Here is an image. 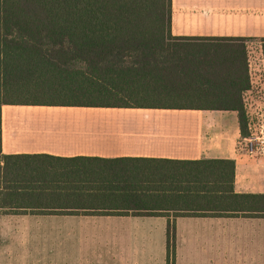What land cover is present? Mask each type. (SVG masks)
<instances>
[{"label":"trees","instance_id":"1","mask_svg":"<svg viewBox=\"0 0 264 264\" xmlns=\"http://www.w3.org/2000/svg\"><path fill=\"white\" fill-rule=\"evenodd\" d=\"M171 6L172 0H0V210L36 202L107 215L264 216V194L234 190L233 159L1 151L3 105L234 110L245 136L250 38L173 36ZM40 91L75 98H32ZM174 230L168 220L166 264H174Z\"/></svg>","mask_w":264,"mask_h":264},{"label":"crops","instance_id":"2","mask_svg":"<svg viewBox=\"0 0 264 264\" xmlns=\"http://www.w3.org/2000/svg\"><path fill=\"white\" fill-rule=\"evenodd\" d=\"M170 32L182 37H248L260 41L264 38V0H172ZM7 107L10 109L5 120ZM22 108L38 116L27 119L8 116ZM25 122L32 123L34 129L14 133V124ZM1 128L4 154L44 153L60 158L103 159H233L234 190L264 194V159L251 157L238 148L240 129L234 110L3 105ZM86 211L36 202L2 208L0 219L9 223L8 232L21 231L11 226L21 223L25 227L23 237L77 239L60 253L63 258L57 259L55 243L48 242L47 254L36 246L23 258L6 252L3 264H119L126 259L112 263L101 261L104 257H116V243H90L82 239L131 234L132 264H166L168 220L174 222L175 228L174 264L264 262V216H174L173 211L162 215L138 211L107 215Z\"/></svg>","mask_w":264,"mask_h":264},{"label":"rangeland","instance_id":"3","mask_svg":"<svg viewBox=\"0 0 264 264\" xmlns=\"http://www.w3.org/2000/svg\"><path fill=\"white\" fill-rule=\"evenodd\" d=\"M260 41L257 40H249L247 44L250 46L247 48V55L249 56L248 58L254 62V65L251 63L252 69L255 67V63L257 62L256 58L258 56V49L261 46L262 47V42L259 43ZM259 43V44H258ZM264 56V54H263ZM255 74H260L261 78L264 79V71H263V64H259V71L257 69L254 70ZM254 75V74H253ZM249 76V73H248ZM249 78V77H248ZM254 79V76H253ZM254 86H256V81L254 80L253 82ZM251 83L249 82V88H250ZM32 98L37 99V100H62V99H70V98H75L73 96H66L62 93L58 92H53V91H40L39 93L32 94ZM78 98H82L78 96ZM54 108V107H52ZM10 108H6L4 111V119L7 120L6 113L9 111ZM20 110V112L14 113V114H8L10 117H16L20 119H27V118H33L38 115H36L34 112H31L28 109ZM86 111H106V110H101V109H91V110H86ZM16 130L14 133L17 132H25L29 130H33L32 123H23V124H14L13 126ZM1 134H3L2 128H1ZM8 226L9 223H3V219H0V264H3V260L5 258L4 254L6 252H12L14 255L18 256H23L27 254L28 252L32 253L31 250L33 249V246H36L35 248L39 249L41 253H48L50 251V247L47 245L48 242H54L55 243V250L57 251L58 258H63L64 255H61L60 253H64L65 247L67 244L71 245L74 244L75 240L77 239H71V238H64V237H58L56 239H50V238H36V237H23V231L25 229L24 224L17 223L13 224V229L16 230L15 228L18 227V229H21V231H13V232H8ZM83 241H88V242H105V243H110L114 242L116 243L114 250H116V257L114 258H108L104 257L101 259L102 262H116L119 260L126 259V261H120L121 263L119 264H132V234L128 237H118V238H87V239H82ZM175 240V239H174ZM34 244V245H33ZM39 246L42 247L38 248ZM29 253V254H30ZM61 255V256H59ZM264 258V256H263ZM59 261V260H57ZM250 263L247 262V260L244 261H228L226 263L221 264H246ZM59 264V263H58ZM61 264V263H60ZM264 264V262H263Z\"/></svg>","mask_w":264,"mask_h":264},{"label":"built area","instance_id":"4","mask_svg":"<svg viewBox=\"0 0 264 264\" xmlns=\"http://www.w3.org/2000/svg\"><path fill=\"white\" fill-rule=\"evenodd\" d=\"M258 52L256 60L259 63H255L253 69L251 63L254 65V62L247 58L249 82L251 85L250 88L244 91L242 96L247 134L239 137L237 146L251 157L264 159V79L261 78L260 74H255L254 72L255 69L259 71L260 63L263 64L264 71V56L261 46ZM254 80L256 81V86L253 84Z\"/></svg>","mask_w":264,"mask_h":264}]
</instances>
